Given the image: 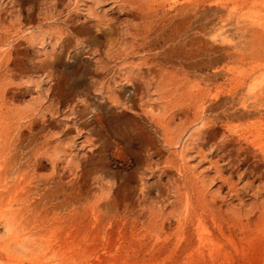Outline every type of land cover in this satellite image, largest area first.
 Segmentation results:
<instances>
[{"label": "rangeland", "instance_id": "obj_1", "mask_svg": "<svg viewBox=\"0 0 264 264\" xmlns=\"http://www.w3.org/2000/svg\"><path fill=\"white\" fill-rule=\"evenodd\" d=\"M202 1L0 0V264H264V0Z\"/></svg>", "mask_w": 264, "mask_h": 264}, {"label": "bare ground", "instance_id": "obj_2", "mask_svg": "<svg viewBox=\"0 0 264 264\" xmlns=\"http://www.w3.org/2000/svg\"><path fill=\"white\" fill-rule=\"evenodd\" d=\"M217 1H218V0H203L202 2H203V4L206 3V6H207V3H208V7H209V9H210V12H211V11H212V12H215V11H216L215 13H219L220 11H219L218 9H219V8L221 9L222 6L218 5ZM219 1H220V0H219ZM198 3H199V2H198ZM231 3H232V2H231ZM238 3H239V2H238ZM253 3H254V2H253ZM221 4H222V3H221ZM240 4H241V3H240ZM186 5H187V4H186ZM204 5H205V4H204ZM222 5H223V4H222ZM252 5H253V4H252ZM178 6H179V5H178ZM232 7H233V6H232ZM184 8H185V7H184ZM233 10H234V8H233ZM207 12H209V11H207ZM228 14H230V13H228ZM239 14H240V13H239ZM175 15L177 16V13H176ZM260 15H261V14H260ZM241 20H242V18H241ZM258 20H259V19H258ZM262 20H263V19H262ZM182 22H183V21H182ZM240 22H241V21H240ZM250 22H251V21H250ZM256 22H258V21H256ZM256 22H253V21H252V23H256ZM259 22H261V21H259ZM259 22H258V23H259ZM248 23H249V22H248ZM248 23H246V24H248ZM179 24H180V23H179ZM244 24H245V23H244ZM246 24H245V25H246ZM256 24H257V23H256ZM249 25H250V24H249ZM251 25H252V24H251ZM182 26H183V24H182ZM254 26H255V25H254ZM247 28H248V27H247ZM257 28H258V27H257ZM220 29H221V28H220ZM227 29H228V28H227ZM244 29H245V28H244ZM224 30H225V29H224ZM229 30H230V29H229ZM246 31H247V30H246ZM252 31H253V30H251V32H252ZM241 32H242V31H241ZM247 32H248V31H247ZM251 32H250V33H251ZM262 33H263V32H262ZM253 34H254V33H253ZM256 34H258V33H256ZM256 34H255V35H256ZM226 35H227V34H226ZM248 35H249V34H248ZM255 35H254V36H255ZM262 36H263V35H262ZM252 37H253V36H252ZM260 37H261V36H257V35H256V38H257V39H260ZM263 38H264V37H263ZM254 39H255V37H254ZM220 40H221V39H220ZM250 40H251V39H250ZM247 42H248V41H247ZM254 42H255V41H254ZM258 42H259V41H258ZM248 43H249V42H248ZM248 43H247V44H248ZM256 43H257V42H256ZM256 43H255V44H256ZM233 44H234V43H233ZM257 44H258V43H257ZM257 44H256V45H257ZM247 46L249 47V44H248ZM250 46H251V45H250ZM241 47H242V46H241ZM253 47H254V44H253ZM210 48H211V47H210ZM251 48H252V47H251ZM254 48H255V47H254ZM256 48H257V47H256ZM263 48H264V47H263ZM231 50H232V49H231ZM256 50H257V49H256ZM256 50H255V51H256ZM261 50H262V49H261ZM261 50H260V51H261ZM235 51H238V49L235 50ZM260 51H258V52H260ZM230 52H231V51H230ZM244 52H245V51H244ZM244 52H243V53H244ZM237 53H238V52H237ZM245 54H246V53H245ZM261 54H262V53H261ZM261 54H260V55H261ZM248 55H249V54H248ZM248 55H247V56H248ZM263 55H264V53H263ZM263 55H262V56H263ZM257 56H258V55H257ZM257 56H252L251 58H252V59H253V58H257ZM231 58H232V57H231ZM240 58H242V57H240ZM249 58H250V57H249ZM260 58H261V57H260ZM235 59H236V58H235ZM262 59H263V58H262ZM262 59H261V61H262ZM236 60H238V58H237ZM261 64H262V63H260V65H259V64H258V65L261 66ZM256 65H257V64H256ZM262 65H263V64H262ZM254 66H255V65H254ZM256 68H257V67H256ZM241 70H242V69H241ZM262 71H263V70H262ZM235 72H236V71H235ZM233 73H234V72H233ZM251 74H252V73H251ZM251 74H250V75H251ZM250 75H249V77H250ZM242 76H243V75H242ZM254 76H255V75H254ZM254 79H256V78H254ZM252 81H253V83H255L254 80H252ZM256 81H257V80H256ZM258 82H259V80H258ZM253 83H252V85H253ZM256 84H257V83H256ZM259 84H260V83H259ZM259 84H257V85H259ZM250 87H251V86H250ZM250 87H249V88H250ZM247 90H249V89L247 88ZM256 91H257V90H256ZM260 91L262 92V90H260ZM259 94H260V92H259ZM257 96H258V95H256V97H257ZM260 96H261V95H260ZM250 97H252V96H250ZM253 97H254V96H253ZM215 98H216V97H215ZM252 99H253V98H252ZM255 100H256V98H255ZM221 101H222V100H221ZM242 101H243V100H242ZM247 102H249V101H247ZM261 102H262V101H261ZM240 103H241V102H240ZM240 103H239V104H240ZM244 103H245V102H244ZM246 104L248 105V103H246ZM241 105H242V106H241V108L239 109L241 112H236V113H232V114H234L235 117H238V118H241V119H242V118H245V117H249V116H250V114H249L250 111H248V110L246 109V108H247V105L243 104V102L241 103ZM218 106H219V105H218ZM254 106H255V105H254ZM258 106H259V105H258ZM248 107H249V109H250V106H249V105H248ZM261 107H262V106H261ZM253 108H254V107H253ZM257 108H258V107H257ZM257 108H256V109H257ZM251 109H252V108H251ZM259 109H260V108H259ZM236 110H237V109H236ZM256 111H257V110H256ZM258 111H259V110H258ZM230 117H231V116H230ZM238 118H237V119H238ZM11 166H12V165H11ZM42 197H43V196H42ZM22 256H23V255H22ZM24 257H26V256H24ZM41 258H42V257H41ZM28 259H29V258H28ZM22 262H23V261H22Z\"/></svg>", "mask_w": 264, "mask_h": 264}]
</instances>
